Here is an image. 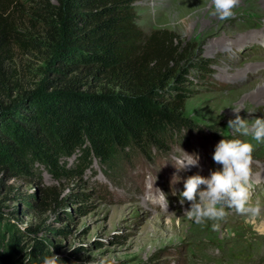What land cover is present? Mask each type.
I'll use <instances>...</instances> for the list:
<instances>
[{"label":"rangeland","instance_id":"374dc122","mask_svg":"<svg viewBox=\"0 0 264 264\" xmlns=\"http://www.w3.org/2000/svg\"><path fill=\"white\" fill-rule=\"evenodd\" d=\"M208 2H134L146 34L166 30L183 43L179 67L186 66L187 78L175 92L191 126L175 131L168 149L153 146L148 156L128 149L107 164L93 160L81 177H54L43 166L24 176L0 166L4 242L16 234L25 250L45 244L50 256L74 264H264V211L248 219L228 210L214 230L211 222L190 221L187 201L180 202L188 177L221 169L212 159L221 139H247L228 128L233 108L249 121L264 117V3L241 0L236 15L221 21L203 10ZM39 32L32 29L36 37ZM48 60L44 47L4 53L0 105L50 76ZM186 153L199 158L198 166L178 170ZM58 160L73 164L72 157ZM251 179L252 202L264 209V144L253 153Z\"/></svg>","mask_w":264,"mask_h":264},{"label":"trees","instance_id":"16d2710c","mask_svg":"<svg viewBox=\"0 0 264 264\" xmlns=\"http://www.w3.org/2000/svg\"><path fill=\"white\" fill-rule=\"evenodd\" d=\"M135 1L0 0V92L1 57L12 47L46 48L50 72L33 91L0 105L2 170L29 176L43 166L54 177H81L93 160L168 149L174 132L191 126L175 92L187 78L179 67L183 43L166 30L146 34ZM50 254L45 244L25 250L16 234L0 237V264H43Z\"/></svg>","mask_w":264,"mask_h":264},{"label":"clouds","instance_id":"9594fccd","mask_svg":"<svg viewBox=\"0 0 264 264\" xmlns=\"http://www.w3.org/2000/svg\"><path fill=\"white\" fill-rule=\"evenodd\" d=\"M241 0H209L204 11L211 10L212 15L226 21L236 15ZM237 114L228 122V128L238 137L221 139L215 146L213 161L221 166L220 170L212 171L210 176L192 175L184 181V190L180 193L181 204L187 218L197 225L211 222L216 230L219 222L229 215L228 210L248 219L259 217L264 211L261 205L252 202V164L256 146L264 144V117H256L249 121L239 115L242 108H233ZM255 142V143H253ZM198 157L186 153L181 161L183 170L189 166H198ZM162 193V192H161ZM163 194V193H162ZM164 199L167 201L166 196ZM43 264H60V257L52 254L45 256Z\"/></svg>","mask_w":264,"mask_h":264},{"label":"bare ground","instance_id":"6f19581e","mask_svg":"<svg viewBox=\"0 0 264 264\" xmlns=\"http://www.w3.org/2000/svg\"><path fill=\"white\" fill-rule=\"evenodd\" d=\"M262 3H264V0H262ZM221 36H222V34L219 35V37H221ZM263 97H264V96H263Z\"/></svg>","mask_w":264,"mask_h":264}]
</instances>
